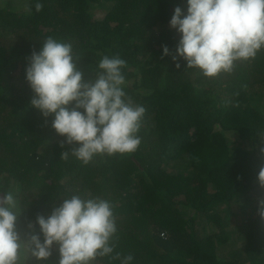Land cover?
<instances>
[{"label": "trees", "instance_id": "trees-1", "mask_svg": "<svg viewBox=\"0 0 264 264\" xmlns=\"http://www.w3.org/2000/svg\"><path fill=\"white\" fill-rule=\"evenodd\" d=\"M36 2L0 0V194H14L22 235L29 222L39 232L36 217L63 195L101 196L118 231L112 256L94 264H120L117 253L132 264H264V50L208 78L162 56L165 45L175 52L180 33L169 21L186 0H39L38 12ZM49 36L72 44L85 81L105 55L126 61L125 91L146 109L135 152L87 165L60 157L75 145L61 146L25 78ZM24 249L21 264L59 257L54 246L48 261L28 262Z\"/></svg>", "mask_w": 264, "mask_h": 264}, {"label": "clouds", "instance_id": "clouds-1", "mask_svg": "<svg viewBox=\"0 0 264 264\" xmlns=\"http://www.w3.org/2000/svg\"><path fill=\"white\" fill-rule=\"evenodd\" d=\"M187 9L177 6L169 21L180 33L173 53L163 46L162 56L186 62L208 78L231 73L237 62L254 59L264 50V0H186ZM37 0L35 10L42 9ZM77 55L70 42L51 36L41 42L39 51L27 58L25 78L34 93L31 105L44 118L53 117L51 126L75 145L61 153L87 165L97 155L132 153L141 143L139 135L146 109L134 103L125 91L123 68L126 61L105 55L97 65L96 78L85 81L77 66ZM179 68L180 64L177 63ZM47 122V119H46ZM264 154V148L260 149ZM264 188V166L257 174ZM49 215H38L30 230L22 235L12 192L0 194V264H21V249L26 248L36 261H48L54 246L59 257L54 264H94L111 257L118 231L114 205L101 196L63 195ZM264 219V198L258 202ZM120 264H132L131 255Z\"/></svg>", "mask_w": 264, "mask_h": 264}, {"label": "rangeland", "instance_id": "rangeland-1", "mask_svg": "<svg viewBox=\"0 0 264 264\" xmlns=\"http://www.w3.org/2000/svg\"><path fill=\"white\" fill-rule=\"evenodd\" d=\"M24 4H21L20 2H18L17 3V6L21 9L22 7H26L25 6V2H23ZM27 5V4H26ZM24 251H25V254L27 255L26 257H25V260L26 261H28V262H31L30 260H31V257H29L28 255H30V254H28L27 252H26V250L24 249Z\"/></svg>", "mask_w": 264, "mask_h": 264}]
</instances>
